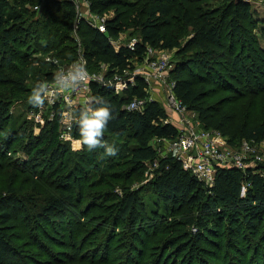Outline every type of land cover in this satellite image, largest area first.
<instances>
[{
  "label": "trees",
  "instance_id": "16d2710c",
  "mask_svg": "<svg viewBox=\"0 0 264 264\" xmlns=\"http://www.w3.org/2000/svg\"><path fill=\"white\" fill-rule=\"evenodd\" d=\"M86 1L94 14L112 11L104 24L105 34L85 21L79 23L81 54L89 72H97L99 65L106 66V75L129 68L132 60L142 59L146 46L175 50L178 59L170 71L172 91L187 113L195 114L203 129L218 131L227 145L243 140L258 144L264 140V107L255 105L264 93V58L255 60L256 50L244 54L242 48L253 16L247 1L219 0L216 7H208L206 0H145L141 6L130 0ZM34 6H38L37 11L32 9ZM172 15L190 29L183 44L160 34L159 20ZM75 20V10L67 0H0V264H210L198 260L193 253L180 254L187 247L192 248L189 245L215 243L205 234L222 239L224 224L234 239L252 245L234 248L240 255V264H264V246L260 248L264 244V162L250 164L245 171L218 168L212 185L205 186L173 157L157 156L152 140H172L179 131L168 121L160 104L148 100L146 84L139 77L121 96H115L108 87L90 84L92 95L103 97L111 107L113 119L107 124L103 140L122 142L116 146V156L96 160L95 154L104 149L89 152L85 147L73 153L76 155L72 159L65 158L71 151L69 143L58 138L57 111L56 118L40 128V136L23 152L25 158H13L18 146L22 148L27 142L18 140L24 132L19 134L17 129L25 130L28 122L24 119L17 128L9 124L12 101H23L30 92L28 86L52 79L54 65L36 60L35 53L49 51L59 61H74L75 49L66 43H73ZM127 30L138 34L133 49L122 46L114 51L109 39L114 40ZM65 51L67 55L63 56ZM44 65L47 68L43 69ZM134 99L145 100L141 111L127 110ZM250 105L256 108L248 109ZM72 136L79 139L75 123ZM42 162L45 168H39ZM99 163L110 169L123 165L122 170L111 172L114 179H121V174L130 178L143 172L145 165L152 166L150 191L155 199L146 208L137 192L125 189L122 197L113 198L114 202L110 198L112 202L100 206L97 216H89L98 206L80 208L82 191L73 187L78 178ZM20 173L30 183L29 195L19 192ZM169 213L177 218L160 223L159 217ZM97 217L101 226L111 225L109 232L95 226ZM64 218L69 224L68 239L74 245L78 233H82L80 243L87 235L85 254L70 262H61L55 255L52 260L41 262L27 254L24 263L20 262L22 254L15 241L26 239L43 251L47 245H60L62 240L47 234L43 223L58 224ZM21 223L29 230L21 231L20 236L14 231L21 229ZM120 223L123 226L117 230L119 234L114 233ZM142 224L149 227L144 228L146 236L165 237L153 243V252L146 261L131 254L140 243ZM189 228L195 231H188ZM116 237L126 245H113L111 241ZM175 246H179L176 252L167 251ZM206 251L205 255L213 256L211 249ZM69 253L71 259L73 254Z\"/></svg>",
  "mask_w": 264,
  "mask_h": 264
},
{
  "label": "rangeland",
  "instance_id": "374dc122",
  "mask_svg": "<svg viewBox=\"0 0 264 264\" xmlns=\"http://www.w3.org/2000/svg\"><path fill=\"white\" fill-rule=\"evenodd\" d=\"M130 1L132 3L137 4L138 6H141L145 0H130ZM171 1L172 3L178 2L175 0H171ZM245 1H247V3L252 8L253 16L250 22L247 24V28H246L247 30L244 33V37H243L244 41L246 42L242 45V48L244 49V54L246 53L248 54L250 52H253V50H256L255 56L253 59L259 61L261 58H264V0H245ZM206 2L208 4V7H216L220 4L219 0H206ZM79 6L80 8H85L82 4V1H80ZM107 14L112 15V11L110 10L109 12H107ZM81 21H87V20L84 18ZM79 23L80 22L76 23V29L72 33L73 43H66L71 46L70 47L71 49L73 50L75 49V54H74L75 59L74 60L79 59L81 55L80 52H81L82 40L79 39V35H78ZM158 25H159L160 34H163L167 39L179 41V44H183L190 35V29L184 26L180 22V20L174 15L170 16L167 19H160L158 22ZM137 38H138V34L135 30H127L126 32L120 34L116 39L113 40V45L117 46V45L129 44L134 39L137 40ZM164 53H165V56L167 57L168 64L170 66L169 70L171 71L172 70L171 68L174 67L175 62L178 59L177 52L175 50H170V51L164 50ZM52 54L53 53L49 51L43 52V53L37 52L33 56L37 58L36 60H42V61H45V59H47L48 57L52 58V60L54 59L57 65L52 67L53 71H56L58 67H67L73 62L72 61L68 63L62 60L59 61ZM62 54L63 56L67 55V51L63 52ZM142 63H143L142 60H139V61L135 59L132 60L131 67L129 68V73L138 74L137 77H140L142 72H144ZM246 63L248 65L249 61H246ZM45 68H47V66L44 65L43 69ZM103 71H104V68L102 67V65H99L97 72L102 74ZM221 72H224V71H221ZM166 74H167L166 79H161L159 82H152L151 85L149 86L147 85L146 93H147L149 100L156 101L160 104V106L163 108V110L167 114V118L170 123L172 121L173 123L179 125L177 114L171 112L170 109L168 108L166 97L170 92L172 79L170 77V72L168 73L165 72L164 75ZM33 87L34 86H28V88L30 89V92L28 93L26 98L23 101H20V100L12 101L13 105L10 108L11 118L9 120V124L12 123L14 124V127L17 128L18 125L24 119L28 122L25 130L24 128L17 129L19 134L24 132L22 136L20 135L18 140H22L24 143V139H27V142L23 144L22 148L18 146L17 151L15 155L13 156L14 159L18 158L20 161L25 158V155L23 152L26 149L27 150L30 149V147L34 144L33 142H35L34 140H36L38 136H40V130H41L40 128L44 126V124L49 120V111H47L45 107L35 108L32 105L27 103L28 96L30 95ZM255 105L257 107L258 106L264 107V93H261L259 95L258 99L256 100ZM255 105L253 106L255 107ZM253 106L250 105L248 109L252 108ZM32 109H34V115L33 116L28 115L30 110ZM38 116L40 117V119L41 118L43 119L41 121L42 123H37L39 121L35 120V118ZM179 118L181 119V116H179ZM106 143L114 144L115 146H117V145H120L122 142L118 143L117 140L111 139L109 140V142H106ZM151 144L153 148L155 149L156 155L161 156L163 148H164V145L162 144V142L158 141L157 139H153ZM234 144H235L234 146L228 145L227 148L237 154L241 151L240 149L241 141H237ZM254 147H255L257 154L260 157L259 162H264V140L258 142L257 146H254ZM69 148L71 151V153L70 152L69 153L71 155L67 154L65 158L70 156V158L72 159L73 155H76L73 153L78 152V150L74 148L73 143L69 144ZM27 152L28 151H26V153ZM103 153L100 154V152L98 151V153L95 154L96 160L103 157L104 156ZM20 157L23 159H20ZM106 159L107 158L105 157V160ZM68 162L71 163V161H68ZM39 168H45V163L42 162ZM122 169H123V165L122 166L116 165L110 169V168L105 167L104 163H99V165L95 167H91L90 171L87 174H85L84 177L78 178V180L74 183V185L77 183L73 187L74 190L78 189L77 190L78 192L82 191V194H81L82 198L80 197L78 200L80 208L84 209V208H87L88 205L92 206L93 204L94 206H98L92 209L89 216H92V215L97 216L98 209H100L99 208L100 206H102L103 204H109L112 201L114 202V200L116 199H113V198L122 197L125 192V189L137 192L138 198L144 202L146 208H148V202L151 203L152 202L151 200L155 199L154 195L150 191L151 181L154 178V173H153L154 168H152V166L145 165L143 168V172H136L134 175L130 176V178L125 179L124 175L121 174L120 175L121 179H117V178L114 179L113 176L111 175V172H115L116 170H122ZM25 179H26V176H24L23 173H20L18 184H19V187L21 186L22 190L19 192L24 195H29L31 194L32 191L30 189L29 181ZM110 198L112 201L110 200ZM27 206L29 208L30 205L27 204ZM161 207L162 206L160 203L159 210L161 209ZM164 217L165 216L159 217V222L162 224L166 222H170L173 218H177L176 215H171L170 213L168 214L167 217H165V220H163ZM66 222H67V219L64 218L58 224L43 223L44 230L47 232V234H49L53 238L62 240V243L60 245H56V244H50L49 246L47 245L44 251L40 250L38 247H35L34 245H31L29 242L26 241V239L16 240L15 244L16 246L19 247L21 254H22V258H20L21 260L20 262L24 263V258H25L24 256H26L27 254H33L37 258V260L41 262L52 260L54 255L57 256L60 261L64 260V262H70L71 260H73V258H78L80 254L81 255L85 254L86 249L88 247V242H89V239L86 240L87 235L82 238L81 243H80V238H81L82 233H78L77 241H76V244L74 245L70 241V239H68V232L66 228L69 227V224H67ZM24 224L25 223H21V229L20 230L16 229L14 231V234H18L19 232V235L21 236V233H20L21 231L28 232L29 228L27 225H24ZM94 224L95 226L96 225L101 226V220L98 219L97 217L94 220ZM143 225L144 224L141 225V228L143 231L139 233L140 243L137 244V249L132 250L131 254H132V257L135 259L143 257L142 260L146 261V260H149L148 259L149 254L153 252L152 251L153 243L165 237H161L160 235L156 237L146 236V234L144 233V228H149V227H147L148 225L147 226H143ZM122 226H123V223H120L117 226L118 228L114 229V233H117L118 229L121 230ZM222 227H223L221 229L222 234H223L222 239H220L221 237L218 235L214 236V235L205 234L204 236L208 240H211L212 242H215V243L213 244L211 243V244L204 245V246L200 244L199 245L198 244L189 245V247L192 246V248L188 249L187 247V249L181 252L180 255L181 256L186 255V254L190 255L193 253V255L197 256L198 260L200 259L204 262L205 261L209 262L210 264H223V263L230 264L231 263L230 261H233L234 262L233 264H240V261H239L240 255L237 253L236 250H234V248L240 249L241 247H244V246L248 248L247 247L248 245L249 247L252 245L249 244V241H246V240L240 241V240L234 239L233 236L230 234V232L227 233L226 224L222 225ZM111 228H112L111 225H108V224L101 226V230L104 231V233L109 232ZM189 230L195 231L193 228H189L188 231ZM242 231L246 232V229L243 228ZM36 232H39V231L36 229ZM40 237H41L40 240H42L41 235ZM98 237L99 235L96 236L95 238H98ZM84 238H85V241H84ZM111 242L113 243V245L114 244H119V246L126 245V242L124 240L119 241L118 237H116ZM219 242H221L222 244L220 245ZM262 246H264V244H262L260 248ZM178 248L179 246H175L174 248L171 247L167 249V251L169 252V250L175 249V252H176ZM206 249L207 250L211 249L213 256L208 257V255H205L207 252ZM61 251H63V253L66 252V254L59 253ZM69 252H72L73 254L71 259L69 257V254H70ZM137 252H140L141 255L137 256ZM250 252L251 251H248V255L250 254ZM112 256L113 254L111 255L110 258H112ZM79 260H83V258L79 257Z\"/></svg>",
  "mask_w": 264,
  "mask_h": 264
},
{
  "label": "built area",
  "instance_id": "2783aa9c",
  "mask_svg": "<svg viewBox=\"0 0 264 264\" xmlns=\"http://www.w3.org/2000/svg\"><path fill=\"white\" fill-rule=\"evenodd\" d=\"M67 1L72 4L76 13L74 31L76 29V23L85 18L87 20L85 21L86 23L105 34L104 24L111 15H108L107 13L102 15L92 13L89 10V5L86 0ZM80 1H82L85 8H80ZM32 9L37 11L38 6H34ZM109 40L114 51H118L122 46L133 49L137 41L134 39L129 44L114 46L113 40ZM81 56L82 54L80 57ZM141 60L143 62L142 67L144 72H142L139 78L145 82L146 87L147 85H151L152 82H159L161 79H166L167 74H164L165 72H170V66L164 50L153 49L150 46H146ZM45 61L54 66L57 65L52 58L48 57ZM102 67L104 68L102 74L99 72L91 73L88 71L91 79L86 86L81 87L78 91L71 94L57 95L52 99V102L45 101L43 107L49 111V122L56 118V112L58 111V138L62 143L67 142L71 144L76 139L72 136L74 122H72L71 131L69 132L68 125L62 121L61 114H77V111L83 106L85 98L93 96L90 88L91 83L98 84L102 87H108L115 96H121L127 87H132L135 84L138 74H130V67L123 69L120 72H113L110 75L105 74L106 66L102 65ZM59 68L60 67L54 71L53 76ZM172 86L173 82L171 83V89L166 100L170 111L178 116L179 125L174 123V126L178 129L179 134L172 140L157 139L164 145L161 156H170L179 161L184 170L188 171L205 186L212 185L218 168L232 167L245 171L250 164L260 161V157L254 147L257 146V144L243 140L240 145L241 151L236 154L227 148L228 145L225 138L218 131L203 129L197 120L196 115L187 113L185 106L173 93ZM133 101H136L139 105L138 110L136 111H141L145 100L134 99L131 102ZM28 115L33 116L34 109L30 110ZM179 116H181V119ZM36 118L35 120L39 121L37 123H42V118L40 119L39 116ZM171 123L173 122L171 121ZM64 134L70 135L72 139H61V136ZM8 155H10V153H8Z\"/></svg>",
  "mask_w": 264,
  "mask_h": 264
},
{
  "label": "clouds",
  "instance_id": "9594fccd",
  "mask_svg": "<svg viewBox=\"0 0 264 264\" xmlns=\"http://www.w3.org/2000/svg\"><path fill=\"white\" fill-rule=\"evenodd\" d=\"M86 65L87 61L81 56L66 68L60 67L51 82L47 80L36 82L27 103L35 108H43L45 101L52 102L57 95L71 94L86 86L91 79ZM138 107V103L133 101L127 105V110L131 112L138 110ZM61 118L68 125L69 132L72 122L78 127L79 139L73 141L75 149L83 150L86 147L91 152L97 148H103L105 157L117 155L116 146L103 140L107 124L113 119L111 107L103 97H87L78 114L62 113ZM61 139L71 140L72 137L64 134Z\"/></svg>",
  "mask_w": 264,
  "mask_h": 264
},
{
  "label": "crops",
  "instance_id": "0c3cea01",
  "mask_svg": "<svg viewBox=\"0 0 264 264\" xmlns=\"http://www.w3.org/2000/svg\"><path fill=\"white\" fill-rule=\"evenodd\" d=\"M173 125H174V123H173Z\"/></svg>",
  "mask_w": 264,
  "mask_h": 264
}]
</instances>
